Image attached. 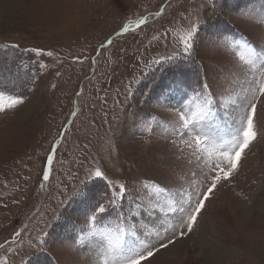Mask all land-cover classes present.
<instances>
[{"label": "rangeland", "instance_id": "374dc122", "mask_svg": "<svg viewBox=\"0 0 264 264\" xmlns=\"http://www.w3.org/2000/svg\"><path fill=\"white\" fill-rule=\"evenodd\" d=\"M161 2L120 0L118 7L116 0H0V44H19L21 53L39 47L58 54L35 57L11 50L0 54V81L10 83L19 76L28 84L23 89L25 102L0 112V241L23 225L28 226L21 252L11 257L15 264L21 256H35L34 264L40 260L47 264L45 254L37 253L28 242L49 231L52 236L47 247L52 264H66L73 258L59 241L90 230L87 204L94 192L87 173L94 170L93 166L106 168L110 178L139 177L144 184L147 178L159 175L161 150L177 138L173 135L175 109L158 105L155 99L144 101L153 77L160 75L158 66H148V62L171 54L172 37L165 48L163 38L153 30L160 28L157 24L139 35L115 38V43L101 52L95 66L90 59L80 63L73 58L95 55L97 46L118 28L124 12L140 11L141 5L154 8ZM205 8L207 11H203ZM185 9L201 11L210 23L223 21L220 27L226 24L237 34V40L244 36L255 44L264 43V0H229L216 12L205 0H172L161 23L168 26L172 21L178 25L181 14L187 15ZM234 45L235 41L225 45L229 55L238 51ZM37 59L46 67L29 63ZM21 61L28 64L26 69L18 67ZM253 74L259 83V71L250 69L249 78ZM129 86L135 95L126 99L125 89ZM8 90L1 87L4 95L0 105L11 103L9 97L21 88ZM76 108L77 115L60 146L51 179L41 187L45 153ZM121 111L123 117L118 124L114 114ZM258 112L260 137L242 160L239 173L219 186L206 202L193 233L161 250L146 264H264V108L258 106ZM138 122L141 130H136ZM9 128L14 130L12 136L5 134ZM172 151L175 176L190 175L180 170L186 161L180 158L179 150ZM95 193L100 194L99 188ZM141 199L148 202L143 191ZM98 240L92 237L84 241L75 256L79 264H98L94 250ZM5 254L0 252V256Z\"/></svg>", "mask_w": 264, "mask_h": 264}, {"label": "snow or ice", "instance_id": "6c2138e0", "mask_svg": "<svg viewBox=\"0 0 264 264\" xmlns=\"http://www.w3.org/2000/svg\"><path fill=\"white\" fill-rule=\"evenodd\" d=\"M228 2L205 0L213 12L217 7H226ZM116 3L119 7L120 0ZM171 7L172 0H162L154 8L141 5L140 11L124 12L118 28L97 46L95 55L73 58L80 63L90 59L95 66L101 52L110 48L115 38L129 34L136 36L159 24L160 28L153 30L163 38L165 48L169 37H172L174 47L171 54H162L148 62V66H158L161 71L159 77H153L144 103L155 99L158 105L166 104L175 109L173 135L177 138L170 141L169 148L161 150L159 175L147 178V184L139 177L110 178L108 170L101 166L89 169L87 176L91 180V189L95 193L99 188L100 194L93 195L94 203L87 209L90 230L79 237L68 236L59 241L73 254L66 264H79L75 256L84 241L92 237L99 238L94 245L98 264H146L161 250L189 236L197 227L206 202L219 186L236 177L242 160L260 137L257 121L258 106L264 108V43L255 44L244 36L237 40V34L226 24L220 27L223 21L217 19L210 23L197 10L185 9L187 15L181 14L178 25L168 21V26H165L161 22L166 20L167 10ZM230 41H235L234 46L238 49L232 55L225 49ZM8 50L35 57L58 55L39 47L26 48L21 53L19 44H0V54H6ZM2 58L7 59V56ZM29 63L46 67L39 59ZM18 67L26 69L28 64L21 61ZM250 69L259 71V83L255 74L249 78ZM0 85L5 90L21 88L19 93L9 97L11 103L0 105V112L25 102L23 89L28 84L22 77L17 76L10 83L0 81ZM28 90L34 91V88ZM3 95L4 91H0V97ZM130 95L135 93L129 86L125 89V98ZM115 103L119 106L120 102L117 100ZM77 111L78 108L72 111L71 118L45 153L41 187L51 179L60 146ZM122 117L123 111L114 114L118 124ZM136 130H141L139 122ZM172 149H178L180 158L186 161V166H179L180 170H186L190 175L175 176L171 164V157L175 155ZM108 151L112 158L111 145ZM118 157L119 151L116 153ZM142 191L147 197L146 204L141 199ZM58 219L54 217V220ZM27 231L28 226L23 225L0 241V252L6 253L0 256V264H15L11 257L21 252ZM50 236L51 231L43 232L28 242L29 247L37 249V253L45 254L47 264H52L47 247ZM65 240L71 243L65 244ZM19 264L34 262L31 257L25 259L21 256Z\"/></svg>", "mask_w": 264, "mask_h": 264}, {"label": "trees", "instance_id": "16d2710c", "mask_svg": "<svg viewBox=\"0 0 264 264\" xmlns=\"http://www.w3.org/2000/svg\"><path fill=\"white\" fill-rule=\"evenodd\" d=\"M160 71H161V70H160ZM1 87H3V85H0V89H1ZM9 89H10V88H9ZM8 91H9V90H8ZM94 194H96V193H94ZM94 194H93V195H94ZM93 195H92V197H93ZM92 197H91V200H92V201H90L89 204H87V206H90L91 203H94ZM34 258H35V256L32 258V260H33ZM33 261H34V260H33ZM34 262H35V261H34ZM38 264H43V262H41V260H40V262H38Z\"/></svg>", "mask_w": 264, "mask_h": 264}, {"label": "bare ground", "instance_id": "6f19581e", "mask_svg": "<svg viewBox=\"0 0 264 264\" xmlns=\"http://www.w3.org/2000/svg\"><path fill=\"white\" fill-rule=\"evenodd\" d=\"M63 3H64V2H63ZM31 114H32V113H31ZM18 120H20V119H18ZM11 129H13V128H9L8 131H7L5 134L9 136L10 133H13L14 130H11ZM10 136H12V135H10ZM5 137H7V136H5ZM7 138H8V137H7ZM0 140L3 141L2 137H0ZM2 141H0V143H1ZM17 141H18V140H17Z\"/></svg>", "mask_w": 264, "mask_h": 264}]
</instances>
